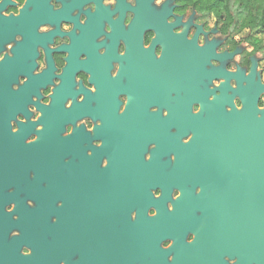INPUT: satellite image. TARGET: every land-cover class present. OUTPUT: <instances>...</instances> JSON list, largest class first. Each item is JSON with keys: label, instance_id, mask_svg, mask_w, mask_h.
Masks as SVG:
<instances>
[{"label": "flooded vegetation", "instance_id": "1", "mask_svg": "<svg viewBox=\"0 0 264 264\" xmlns=\"http://www.w3.org/2000/svg\"><path fill=\"white\" fill-rule=\"evenodd\" d=\"M88 2L23 0L18 4L0 0V220L8 222L0 237V253H15L28 264H81L83 255L78 249L67 258L54 254L55 262L46 261L39 249L36 254L32 244L21 241L15 247L11 243L23 235L17 221L38 218L35 212L43 201L51 200L53 210L46 215L50 224H57L62 217L75 219L79 205L67 208V200L75 203L71 189L88 178V188H95L88 193V219L97 218L102 227L104 264L151 263L149 251L144 256L138 254L149 235L157 238L156 247L165 251V262L173 264L178 238L185 254L186 245L195 242L196 219L202 224L207 219L214 236L219 235L214 217L205 212L209 195L217 192V201L231 202L236 189H244L246 195L258 189L263 193L264 164L251 163V145L246 144L240 153L230 143H217L229 138L232 115L245 111L240 90L253 95L258 86L263 87L256 111V118L263 119L264 100H258L264 83L258 78L260 72L246 79L244 72L249 73L253 66L250 53H240L244 63H236L234 32L224 34L221 23L208 28V19L191 7L188 15L192 18L187 15L185 19L177 10L189 6L176 0H164L161 6L150 0L142 18L138 0L134 6L117 0L111 9L94 0V11L82 7ZM10 8L16 11H8ZM81 13L86 16L83 24L79 22ZM62 21L73 24L69 32L60 30ZM39 25H47V29L38 31ZM201 37L204 45L197 46ZM101 47L103 53L98 51ZM170 48L183 53L164 55ZM38 55L43 56L46 68L34 74ZM166 56L169 62L157 65ZM211 58L217 60L216 66L209 63ZM231 63L236 64V72L225 70ZM55 65L58 69L65 66L59 76ZM260 71L264 72V67ZM77 72L79 81L74 79ZM220 76L223 83L210 88L211 80ZM54 78L60 84L53 85L52 94L50 89L44 90L49 95L42 101L48 105H43L40 89ZM230 79H235V88L228 83ZM223 94L225 99L216 100ZM234 97H238L239 107L232 103ZM68 98L72 105L66 108ZM29 104L42 113L36 121L30 119ZM84 116L85 120H78ZM223 121L217 134L211 130L213 123ZM37 124L42 128L38 130ZM88 126L93 130H86ZM64 129L73 131L64 135ZM261 130L258 125L257 135ZM30 135L36 140L26 142ZM51 185L56 189L52 198ZM183 188L191 191L192 198H200L202 207L184 205ZM149 208L155 215L147 214ZM247 214L249 219L259 216ZM34 226L41 231L40 225ZM46 239L55 242L50 232ZM215 242L219 243V238H214ZM123 252L136 254L124 263ZM225 256L234 257L235 263L238 260L236 253L225 251L220 256L224 264H228ZM0 264L14 263L0 257ZM247 264L256 262L249 259Z\"/></svg>", "mask_w": 264, "mask_h": 264}, {"label": "water", "instance_id": "2", "mask_svg": "<svg viewBox=\"0 0 264 264\" xmlns=\"http://www.w3.org/2000/svg\"><path fill=\"white\" fill-rule=\"evenodd\" d=\"M149 1L150 0H138L140 18L143 17L144 10L148 9ZM165 45L169 46V43H165ZM189 47H194L193 42H189ZM135 49L137 51L139 50L138 43L135 46ZM170 52L183 53V51L170 48L164 53V55L169 54ZM140 53H143L141 49ZM205 61H207V59ZM164 62H169V56L162 58L161 62L157 65ZM180 62L186 63V59H180ZM204 75L210 77L213 74L210 72H204ZM262 89L263 87L258 86L253 95H250L248 91L243 92L240 90L245 111L240 116L236 114L232 115L229 138L217 143H230L231 146H236L240 153L245 150L246 144H250L252 150L249 157L253 165L264 164V113L263 119L256 118L257 98ZM222 99H225L224 94L221 97L216 98V100ZM224 123L225 121L213 123L211 130L217 134V130ZM258 125L262 128L260 135H257ZM242 159L244 158L242 157ZM50 189L51 192L49 193V196L52 198L56 194V189L52 185ZM71 190L74 197L72 199L75 203H70V200L68 199L67 208L79 205L75 219L62 217L57 224H50L46 215L53 210L51 207V200L43 201L41 208L35 212L38 218L17 221V224L22 228L23 235L21 238L14 237L11 245L17 247L21 241H25L34 246L36 254L39 249V252L44 254V259L46 261L55 262L57 257L54 258V254H61L64 258H67L74 249H78L83 255L81 264H104L105 253L102 250L104 234L102 227L98 224L97 218L88 219V193L93 192L95 188H88L87 178L86 183L79 187L72 188ZM183 190L184 205L192 204L195 207L201 206L200 198H192L190 196V190H186L185 188H183ZM212 190L215 191L213 188ZM234 191L235 195L231 202H226L225 200L217 201L215 197V195H217L216 192V194H211L212 196L209 195L210 201L205 203V212L214 217L213 221L217 224L216 229H219V235L214 236V228L212 225L208 226L207 219L204 220V224H202L201 219H196L194 229L197 233V237L195 242L186 245L189 249L185 254L180 250V244H182V242L178 238V241L174 246L177 250V254L173 264H224L221 261L220 256L221 253L225 251H230L231 254L236 253L238 255V260L235 264H247L249 259H254L256 264H264V195L261 196L264 193V190L263 193H261L260 189L254 190L252 195H246L244 189H236ZM139 192L141 194L140 190ZM80 197H82V199H79ZM244 197L246 198V202ZM244 203H247V211ZM246 212L253 214L257 213L259 216L258 218L249 219ZM6 221L7 220H0V237L7 229L6 226L8 222ZM9 223L10 225L12 224L11 221H9ZM36 223L41 226V231L39 232L36 231L34 226ZM47 232H50L55 238V242L50 243L46 239ZM214 238H219V243H213ZM156 239L157 238L150 235L145 237V242L141 246L138 254L144 256L145 252L147 253V251H149L153 260L151 263H146L144 261L143 264H155L158 261L163 262V264H168L163 257L165 251L157 248L154 243ZM71 241L73 242L71 243ZM144 246H146L145 249L143 248ZM42 248L43 251H41ZM135 254L136 252H123L122 258L124 263L127 259L132 261ZM0 257L8 259L14 264H28L23 260L26 258H21L15 253H0ZM29 264L32 263L30 262Z\"/></svg>", "mask_w": 264, "mask_h": 264}, {"label": "clouds", "instance_id": "3", "mask_svg": "<svg viewBox=\"0 0 264 264\" xmlns=\"http://www.w3.org/2000/svg\"><path fill=\"white\" fill-rule=\"evenodd\" d=\"M16 2H17L18 4H22V3H23V0H16ZM49 2H50V3H53L54 0H49ZM176 2H177V3H185V0H176ZM101 3H102L104 6H106V7H108V8L111 9V8H114V7H115V5H116V3H117V0H101ZM127 3H128L129 5H133V6L136 4V3H135V0H127ZM152 3H153V5H155V6H161V5L164 3V0H152ZM188 4L191 5L192 3H188ZM59 6H60L59 4H56V7H57V8H58ZM202 6H203V5L198 6V8H197V11H198V12H200V11L203 10V7H202ZM82 7H83L84 9H90V10H93V11H94V10H95V3H94V0H89V2L83 4ZM8 11H13V12H14V11H16V10L10 8V9H8ZM177 11L181 12L182 14H184L185 19H186V18H187V15L190 14L191 9H190V7H189V8H187V9L177 10ZM126 13L129 14V16L131 15V11H128V12H126ZM6 14H7V13H5V15H6ZM73 15H76V10H75V9L73 10ZM117 16H118V14H117V13H114L112 18H113V19H116ZM85 18H86V16H85L84 14L81 13V14L79 15V22H80L81 24H83V23L86 21ZM166 20H167V22L170 23V22H171V17L168 16V17L166 18ZM124 23H126L125 17H124V19H123V24H124ZM196 23H201V21H200V20H197ZM72 25H73V24H72L71 22H70V23H66L65 21H62V22L60 23L59 27H60V30H61V31L63 30V32H69V30L72 28ZM106 25H108V24H105V25H104V29H105V26H106ZM212 26H213V21H211V20L208 21V23H207V27H208V28H211ZM46 29H47V25H39V27H38L37 30H38V31H44V30H46ZM175 30H176L177 32L180 31V29H179L178 26L175 27ZM57 36H59V35H57ZM100 37H102V36H100ZM100 37H98L99 40H101ZM186 38H187L188 40H191V33H187ZM235 39H239V37L237 36V37H235ZM52 43H53V39H52L51 43H49V48H50V49H51L50 45H52ZM56 43H59V41L57 40ZM203 45H204V40H203V38L201 37V38H200V42H199V44H197V46H203ZM98 51H99L100 53H103V48H102V47L99 48ZM123 53H124V52H123V50L121 49L120 54H123ZM80 59H81V60L85 59V56L82 54L81 57H80ZM235 61H236V63H240V64H243V63H244V60L242 59L241 55H236V56H235ZM209 63H210L212 66H216V65H217V60H216L215 58H211L210 61H209ZM35 64H36V67L33 69V73H34V74H39V73H41V72L46 68L45 63H44V58H43L42 55H38V56L36 57ZM64 67H65V66H64ZM64 67H63L62 69H58L57 66L55 65V74H56V76H59V75L61 74V72H62V70L64 69ZM224 67H225V70H226L227 72H229V73H233V72H236V71H237V67H236V64H235V63L227 64V65H225ZM260 67H264V63H262V64L260 65ZM258 70H259V72H260L259 80H260L261 83H264V72H261L259 67H258ZM80 72H81V71H80ZM80 72H77L76 75H75V77H74V79H75L76 81H79V78H80V77L78 76V73H80ZM244 74L247 75L248 72L245 71ZM223 81H224V77H223V76L213 78V79L211 80V84L209 85V87L211 88V87L218 86V85L222 84ZM228 83L230 84L231 87H233V88L236 87V81H235V79H230V80L228 81ZM59 84H60V80L54 78V79H53V82H52L51 84H48L46 87H43V88L40 89V93H41V96H42V99L40 100V103H41V104H43V105H48V104H46V103H42V101L46 100V99L48 98V95H49V93L46 92V91H44V90H45V89H50V93L52 94V92H53V85H59ZM78 86H79V85H77V87H78ZM92 91H95V89H93ZM42 92H43V95H42ZM80 95H81V94H80ZM208 98L211 100L213 97L210 95ZM36 99H37V97H35V96L32 97V100H33V101H35ZM261 100H264V92H262V93L260 94L258 102L261 101ZM232 103H233L234 105H236V107H239L238 97H234ZM71 105H72V99H71V98H68L67 100H65V102H64V106H65L66 108H67V107H70ZM258 107H259V106H258ZM28 110L32 113V115H31V117H30V119H31L32 121H36V120L42 115V113H41L39 110H37V108H36L33 104H29V105H28ZM19 116H20V115H17V117H19ZM22 116H23V115H22ZM17 117H16V119H17ZM23 117H24V116H23ZM85 117H86V116L81 117V118L78 119V120H85ZM24 119H25V117H24ZM24 119H23V120H20V121H24ZM76 121H77V120H76ZM10 123H11L12 131L15 132L17 129H16L15 127L12 126L13 121H10ZM99 124H100V121L97 120V124H96V125H99ZM65 127H66V126H65ZM36 128L39 130V129L42 128V125L37 124V125H36ZM85 129L88 130V131H92V130H93V127L88 126V127H85ZM63 134H64V135H68V132H66L65 129H64V133H63ZM33 136L35 137V139H32ZM36 138H37V137H36L35 135H30V136L27 137L26 142H32V141L36 140ZM103 165H105V164H103ZM103 165H102V166H103ZM197 191H198V189H197ZM177 195H178V194H177ZM153 196H154V195H153ZM171 196H172V193H171ZM154 197H158V196H154ZM172 198L175 199V197H173V196H172ZM59 203H60V202L57 201V204H58V205H59ZM168 209L171 210L172 208H168ZM151 210H152V208H149V209H148V213H147V214H148L149 216H153V213H152ZM130 215L134 218L136 214H135V212H132V213H130ZM53 219H54V218H53ZM168 259L171 260L172 257L169 256ZM224 259L228 261V264H235V258H234V257H233L232 259H229L227 256H225ZM60 264H63V261H61Z\"/></svg>", "mask_w": 264, "mask_h": 264}, {"label": "trees", "instance_id": "4", "mask_svg": "<svg viewBox=\"0 0 264 264\" xmlns=\"http://www.w3.org/2000/svg\"><path fill=\"white\" fill-rule=\"evenodd\" d=\"M188 3H192L189 5ZM183 7H191L200 17H214L221 21V30L226 35L249 30L246 40L252 50L261 44V38L256 32L264 34V0H185ZM203 10L198 12V6Z\"/></svg>", "mask_w": 264, "mask_h": 264}, {"label": "rangeland", "instance_id": "5", "mask_svg": "<svg viewBox=\"0 0 264 264\" xmlns=\"http://www.w3.org/2000/svg\"><path fill=\"white\" fill-rule=\"evenodd\" d=\"M189 17H191L190 15H188ZM192 18V17H191ZM213 21V25L215 26L216 23H222L219 20H216V18L211 17L208 18L207 21ZM249 34V30H243L239 33H235L234 37H239V39H235L236 43H235V49L233 51L234 54L239 55L240 53H250L251 55V62H252V69L250 70V72L247 74V78L248 80L253 79L256 75L258 76L259 74V70L258 67L260 68V65L262 63H264V34H262L261 32H256L255 35L261 38V44L259 45V47L257 49L252 50L251 46L248 45L249 42L246 40L247 35ZM213 44V43H211ZM217 56V55H216ZM211 57V56H210ZM220 59V58H219ZM259 78V76H258Z\"/></svg>", "mask_w": 264, "mask_h": 264}, {"label": "snow or ice", "instance_id": "6", "mask_svg": "<svg viewBox=\"0 0 264 264\" xmlns=\"http://www.w3.org/2000/svg\"><path fill=\"white\" fill-rule=\"evenodd\" d=\"M73 131V129H69L68 134H70ZM107 164V161L105 162V165ZM153 215H155V213H153ZM28 254V253H25Z\"/></svg>", "mask_w": 264, "mask_h": 264}]
</instances>
